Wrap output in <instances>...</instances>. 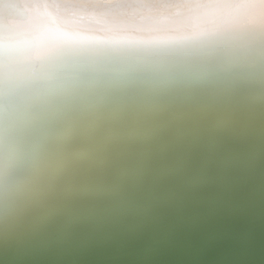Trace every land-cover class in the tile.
Segmentation results:
<instances>
[{"label": "bare ground", "instance_id": "bare-ground-1", "mask_svg": "<svg viewBox=\"0 0 264 264\" xmlns=\"http://www.w3.org/2000/svg\"><path fill=\"white\" fill-rule=\"evenodd\" d=\"M261 5L0 0V264H264Z\"/></svg>", "mask_w": 264, "mask_h": 264}, {"label": "snow or ice", "instance_id": "snow-or-ice-1", "mask_svg": "<svg viewBox=\"0 0 264 264\" xmlns=\"http://www.w3.org/2000/svg\"><path fill=\"white\" fill-rule=\"evenodd\" d=\"M264 7V5H261ZM237 7H243V5H237ZM251 26L247 25L244 22L236 23L232 26L233 31H247ZM198 37H205L209 40H218L222 39V35L218 33H196L194 34ZM120 46L126 48L128 50H137L140 48H168L173 44L177 43L174 38H157L149 41H141V40H131V39H124L119 42ZM192 52L195 53L197 58H210L213 55V49L211 45L203 44L201 41L194 40L191 43L186 45ZM64 52L62 48H53L45 53H41L36 57H33L31 51L24 55L22 69L20 71L19 76L14 75L11 81L13 87H15L16 80L19 78L23 79H32L31 70L35 65L38 63H45L48 61L56 60L63 56ZM13 63H15V59L13 58Z\"/></svg>", "mask_w": 264, "mask_h": 264}, {"label": "clouds", "instance_id": "clouds-1", "mask_svg": "<svg viewBox=\"0 0 264 264\" xmlns=\"http://www.w3.org/2000/svg\"><path fill=\"white\" fill-rule=\"evenodd\" d=\"M29 51H31V49H30L28 46H26L25 49H24L23 54L25 55V54H27Z\"/></svg>", "mask_w": 264, "mask_h": 264}]
</instances>
